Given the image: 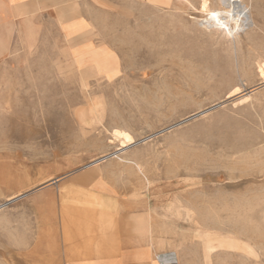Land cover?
<instances>
[{
	"label": "rangeland",
	"instance_id": "rangeland-1",
	"mask_svg": "<svg viewBox=\"0 0 264 264\" xmlns=\"http://www.w3.org/2000/svg\"><path fill=\"white\" fill-rule=\"evenodd\" d=\"M201 2L53 1L1 32L0 264L114 237L101 183L147 210L153 261L264 264V0L238 38Z\"/></svg>",
	"mask_w": 264,
	"mask_h": 264
},
{
	"label": "crops",
	"instance_id": "crops-1",
	"mask_svg": "<svg viewBox=\"0 0 264 264\" xmlns=\"http://www.w3.org/2000/svg\"><path fill=\"white\" fill-rule=\"evenodd\" d=\"M53 1L69 2L70 0H0V36L5 28L15 22L21 11L29 14L34 11L32 9L38 8V6L50 7ZM65 8L66 11L62 19L65 17L69 19L71 14H65L71 7L68 5ZM94 192L113 207L111 211L106 208L101 209V217L106 218L116 211L115 218H113L114 225L117 228L114 232L115 235L112 234L114 237H111L108 234L109 230H107V233H102L99 239L76 240L68 246L65 245L64 239H62L61 250H55V252H60L61 255H53L52 257H61L63 260L68 257V264H164L160 260V256L156 261H153L156 255L151 251L147 237L131 234V230L128 228V226H134V222L139 221L147 213V210L142 208V204H139L140 206L133 205L132 201L119 196L121 195L119 190L117 192V189L107 187L102 183L94 187ZM134 216L138 218H134ZM139 222H142V220ZM82 245L84 249H81ZM81 252L84 253L83 259H81ZM167 264H175V262Z\"/></svg>",
	"mask_w": 264,
	"mask_h": 264
},
{
	"label": "bare ground",
	"instance_id": "bare-ground-1",
	"mask_svg": "<svg viewBox=\"0 0 264 264\" xmlns=\"http://www.w3.org/2000/svg\"><path fill=\"white\" fill-rule=\"evenodd\" d=\"M253 9L245 0H202L200 10L205 17L200 20V26L238 38L256 25L252 15ZM261 70L264 74V66ZM123 137L131 140L128 135ZM162 261L168 263L171 259L162 257Z\"/></svg>",
	"mask_w": 264,
	"mask_h": 264
}]
</instances>
